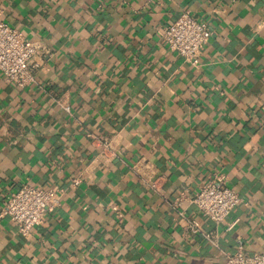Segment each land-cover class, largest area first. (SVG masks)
Wrapping results in <instances>:
<instances>
[{"label": "crops", "instance_id": "obj_1", "mask_svg": "<svg viewBox=\"0 0 264 264\" xmlns=\"http://www.w3.org/2000/svg\"><path fill=\"white\" fill-rule=\"evenodd\" d=\"M0 11L39 46L33 85L0 73V264H222L240 242L264 253V0H0ZM185 11L212 32L195 64L160 36ZM103 138L120 152L99 167ZM141 159L160 193L133 173ZM216 175L243 199L220 225L188 199ZM23 184L61 195L30 239L1 213Z\"/></svg>", "mask_w": 264, "mask_h": 264}, {"label": "built area", "instance_id": "obj_2", "mask_svg": "<svg viewBox=\"0 0 264 264\" xmlns=\"http://www.w3.org/2000/svg\"><path fill=\"white\" fill-rule=\"evenodd\" d=\"M160 36L172 52L177 53L185 62L195 64L210 42L212 32L205 21L198 20L189 11H185L164 28ZM38 54L39 46L36 43L27 40L20 31L0 20V73L7 83L18 89L33 85ZM66 110L69 111L67 107ZM100 141L101 149L93 160L99 167L110 163L120 152L109 139L103 138ZM132 171L144 188L161 192L163 179L157 177L156 166L141 159L132 167ZM79 182V179L73 180V184ZM185 198L187 197L182 193L175 205H180ZM188 199L203 216L216 225L223 223L243 203V199L235 189L227 185V179L222 175H216ZM60 203V191L23 184L19 190L9 195L1 213L15 224L23 237L30 239L36 228L45 224L47 214L60 206ZM178 214L180 222H184L187 229L193 233L199 232L197 222L186 219L183 212ZM206 239L213 247L218 248L216 235L209 233ZM222 256V264H264V253L251 254L241 242L233 254L223 252Z\"/></svg>", "mask_w": 264, "mask_h": 264}]
</instances>
